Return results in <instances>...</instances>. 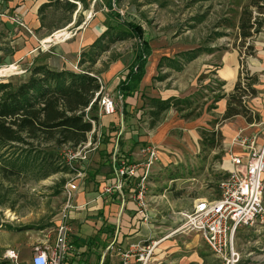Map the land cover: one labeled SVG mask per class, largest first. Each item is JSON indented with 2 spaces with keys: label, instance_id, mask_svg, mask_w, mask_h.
Returning <instances> with one entry per match:
<instances>
[{
  "label": "rangeland",
  "instance_id": "374dc122",
  "mask_svg": "<svg viewBox=\"0 0 264 264\" xmlns=\"http://www.w3.org/2000/svg\"><path fill=\"white\" fill-rule=\"evenodd\" d=\"M40 1L0 0V82L14 85L24 82L31 69L39 64L75 72L88 67L100 79L103 94L114 98L116 109L111 116L112 122L100 120L101 124H105L96 128L95 133H100L96 148L88 150L84 159L72 160L73 172H58L40 179L39 169L32 167L11 174L6 168L10 167L9 164L0 158V264H12L6 257L7 250H14L20 260L26 261L32 253L33 244L53 240L56 227L62 220L72 223L73 220L70 222L62 218V214L64 185L76 174L74 169L81 172L75 180L83 191L92 189L99 193L100 186L111 172L110 165L113 169V160L128 159L142 167L146 159L141 149L147 145L155 147L157 159L150 164L144 182L145 217L138 220L142 221L140 232L138 236H133L130 231L136 224H131L129 219V225L124 227L130 233L124 235L126 238L122 242L114 240V228L108 229L107 235L102 234L101 237L109 242L108 246L112 245L111 249L104 251L102 264H124L121 253L126 250L132 255L128 264H156L161 253L154 251L152 243L162 236H169L164 255L167 261H175L170 264H177L182 256L186 258L184 264H222L199 234L187 232L181 226L180 215L183 211H191L196 199L212 198L217 193V181L225 171L221 166L225 151L220 131L224 121L221 117H210L214 114L216 117L218 113L213 99L218 94L219 82L213 70L198 77L195 101L203 106H212L210 113L207 112L199 120H170L150 129L146 98L180 94L184 86L182 70L177 71L168 62L156 68L151 65L157 56L180 60L176 58L178 53L187 50L197 51L198 56L203 57L213 54L216 59L231 50L243 56L248 46L253 47L256 35L247 40L240 38V16L246 7L251 10L252 16L264 17V11L259 14L257 8L249 7L251 0H60V5L66 1L77 6L68 23L69 14L64 7H49L42 14L38 13V7L35 12L36 3ZM259 2L258 6H261L263 3ZM110 3H114L115 12L122 19L142 27L152 53L147 71L152 68L154 77L147 83L142 80L139 90L127 99L131 105L127 104L125 109L123 100L122 105L119 102L120 94L115 84L124 79L131 65L137 40H104L106 51L95 64L90 66L89 61L79 63L80 59L87 60L91 54L89 43L94 40V27L99 26L105 31L111 23L108 13ZM60 30H65L68 37L60 42H43ZM59 46L66 48L68 53L56 54L55 49ZM69 47H73L70 52ZM200 128L219 130L221 135H218L216 147L212 148L210 142H200ZM144 136L149 141L143 140ZM38 144V140H33V147ZM24 147L8 144L0 148V155L6 153L13 159L16 154L24 153ZM39 147L54 149L52 143ZM69 148L72 149L66 145L59 150L64 162ZM140 177L138 175L135 182L131 181L135 194ZM133 215L129 210V216ZM150 232L152 236H147ZM245 234L244 241L242 235ZM73 237L69 236L70 242ZM233 243L239 252V259H246L244 264H264V222L241 226L234 234ZM149 248L152 251L147 256ZM193 249L200 258L194 262L187 261ZM141 253L143 259L139 261L137 258Z\"/></svg>",
  "mask_w": 264,
  "mask_h": 264
},
{
  "label": "trees",
  "instance_id": "16d2710c",
  "mask_svg": "<svg viewBox=\"0 0 264 264\" xmlns=\"http://www.w3.org/2000/svg\"><path fill=\"white\" fill-rule=\"evenodd\" d=\"M259 1L263 3L261 6H258ZM113 4H108L111 23L91 45L89 49L91 54L87 56V60L80 59L79 63L83 64L84 61L86 63L89 61L90 66L95 64L99 56L106 51L107 47H104L105 44L103 46L104 40L116 42L129 38L136 39L134 59L128 67L124 79L117 85V92L122 97V106L125 109L127 105L125 100L139 90L148 58L151 55V47L145 38L142 27L122 19L115 12ZM49 7L55 9L64 7V11L69 14L68 23L71 21V14L77 9L76 4L72 2L65 1L60 5V0H51L42 4L38 13L42 14ZM249 7H255L259 14H263L264 0H251ZM263 27L264 17L252 16L251 10L246 7L239 20L240 38L242 40L250 39L259 34ZM197 53L192 50L179 53L176 58L180 60L162 57L158 67L163 66V62H168L169 66L180 71L183 64L198 56ZM239 56L238 80L233 91L227 96L226 109L221 120L242 116L247 123H257L259 116L247 106V101L256 95L254 86L258 82V78L257 75L250 74L246 70L244 62L246 57L253 56V47L248 46L245 54ZM97 78L88 67L86 70L75 72L70 69H51L45 64H39L31 69L28 79L24 82L17 85L11 82H0V148L8 144L26 146L24 153L16 154L13 159H10L6 153L0 155V158L9 164L10 167L6 168L11 174L20 173L23 169L32 167L39 169L40 179L58 172H73V169L62 160L59 150L66 145L76 148L86 141L87 133L92 130V125L86 116L90 120H98L96 113L99 96L96 97V93L100 90V84ZM218 86L217 91H220L222 84L219 83ZM196 96L197 94L194 93L184 98H146L149 116L148 128H156L170 109L175 110L185 121L199 118L204 106L195 101ZM224 97L225 95L218 92L213 99L214 103ZM88 107L90 109L86 114L85 110ZM211 108L212 106H207L206 111H210ZM199 131L202 144L210 142L209 145L212 148L216 147L218 135L219 137L221 135L219 130L200 128ZM33 140H38V146L33 147ZM45 143H52L54 149L48 150L39 147ZM30 145L32 147L28 148ZM246 236V234L242 235L244 241ZM89 239V241L92 240V238ZM244 263H246V259H239L237 262V264Z\"/></svg>",
  "mask_w": 264,
  "mask_h": 264
},
{
  "label": "crops",
  "instance_id": "0c3cea01",
  "mask_svg": "<svg viewBox=\"0 0 264 264\" xmlns=\"http://www.w3.org/2000/svg\"><path fill=\"white\" fill-rule=\"evenodd\" d=\"M44 3L46 2L43 0L36 3L35 12L37 11V8L38 7L40 8V6ZM37 23L38 21H36V24ZM102 32L103 29H101L99 26L94 27L93 29L94 40H92L89 43L90 44L89 49ZM65 38H67L66 31L60 30L57 31L52 37L43 40V42L44 43H49L52 41L60 42ZM252 45L254 47V55L246 57L244 62H245L246 70L250 74L257 75L258 82L254 86L256 90V95L254 97L249 98L247 104L249 108L254 112V114H257L259 116V121L257 123L256 122L247 123L245 118H243L242 116H236L232 119L224 121V124L221 125L220 127V131L223 136L222 146L225 151V156H224L225 162L223 161L221 165L222 168L229 167V161L227 160L228 150H231L237 154L243 153L244 151V148H242L240 145L233 143L232 139L237 134H241L245 136H253L254 145L257 148H260L264 143V27L262 28V31L256 35V38L252 42ZM72 49L73 47L72 48L69 47L68 51L70 52ZM187 51H191V50H187ZM55 52L56 54L68 53L66 51V48L62 46H59V48L55 49ZM151 56L152 55H150V57ZM150 57L148 58V63L151 61ZM162 57H166V56H162ZM162 57L160 58H158V56L155 57L154 58L155 60L153 62V65H151V67L153 66L156 68ZM147 65L145 68L144 77L142 78V80L143 79L145 80V83H147L151 79V77H154L153 76L154 71L151 68V71L148 72ZM61 69H65V68H60L59 70ZM183 69L181 72L182 77L184 78V86H182L183 91L180 94H173V93L165 94V96H160V99H167L169 97L184 98L192 95L196 90L198 77L202 73L204 74L206 72L213 70L214 77L220 84H222V86H220L219 89L220 91H217V93L220 92V94L225 95V97L215 102L218 109V113L216 112V117L215 114L214 116L212 115L210 117L213 119H216L217 117H222L226 109L227 96L233 91L234 85L238 80V75L240 70V56L238 52L235 50L227 51L222 53L220 56H218L217 59L215 58V56H213V54L207 55L205 57L197 56L192 61L183 64ZM120 81L121 79L118 81V83L115 84L116 90H117V85L119 84ZM131 97H128L127 99L129 100L131 99ZM158 97L159 96H156L154 98H158ZM128 100L125 101V104L131 105V103ZM204 107L205 108L203 109L202 115L199 118L194 119L192 121L199 120L203 117L204 114L210 113L211 110L206 111L207 108L206 104L204 105ZM111 116H102L98 118L97 127L100 128L106 122L108 123L112 122L113 120H111ZM102 119H105L104 120L105 123L103 124H101L100 121ZM179 119H181L179 114L175 110L170 109L164 115V119L162 120L161 123L167 124V122H170V120L179 121ZM161 123H159L158 125H160ZM143 138H144L143 140L149 141V138L147 136H144ZM138 170H139L138 173L142 174L143 172L142 167H139ZM110 171L111 172L109 173L108 178L105 181H108L110 178L114 176V170L112 169L111 165H110ZM78 176L80 175H74V177L68 180V181H72V184L74 186L72 188V196L69 200L71 207L65 208L66 195H65V203L63 205L64 211L62 217L65 215L64 217L66 218L67 221L68 219L70 222L73 220L71 223L72 225L69 223L68 224L71 229L69 236H74L70 242L72 243L73 251L68 254L64 264H102L105 255L104 253L105 247L109 243L107 242L106 239H103L101 237L102 234H106V231L108 229L110 230L111 228H114V240L120 243L123 241L124 238H126L124 236L126 235V233L133 232V236H138L140 232L139 224L142 223V221H138V220L139 219L141 220L142 217L136 212L138 208L137 200L135 198L136 194L133 193V185H134L133 182L136 181V178L134 179L133 182H128L125 184V189L122 191V193H113L111 195H105L101 193L102 185L100 186L99 193H97V191L92 189H90L91 191H87L88 189L86 191H83L82 186L79 184V182H77V180H75V178ZM103 182L101 184H103ZM216 195L217 193L214 196ZM204 198H209V197H204ZM129 210H131L132 213H134L132 217L129 216ZM129 219L131 220V224H136L135 227L130 232L127 230V228L124 227L125 225H129L128 223ZM106 225H109L110 228H107ZM187 232L191 233V231H187ZM147 236H152L151 232L150 235ZM89 238H92V240L89 241L90 240ZM168 239L169 236L168 237L162 236L157 240H154V242L152 243L153 244L152 246H154L155 249L154 251H159L161 253L160 257L156 261V264H161L163 262H165L166 264H170L175 262V261H167L165 259L164 250H166ZM33 246L34 244L32 245V248ZM152 246L151 248H153ZM188 255L190 256H188L187 261L194 262L196 259L199 260L200 258L198 256L197 251L194 249ZM185 259H186L185 256L180 257L177 264H184Z\"/></svg>",
  "mask_w": 264,
  "mask_h": 264
},
{
  "label": "built area",
  "instance_id": "2783aa9c",
  "mask_svg": "<svg viewBox=\"0 0 264 264\" xmlns=\"http://www.w3.org/2000/svg\"><path fill=\"white\" fill-rule=\"evenodd\" d=\"M68 37V36H67ZM100 90L96 93L99 96V114L111 116L115 114L116 104L114 98L108 94H103V87L99 78ZM120 104L122 98L118 95ZM92 104V103H91ZM90 104V105H91ZM90 107L86 108L88 114ZM86 119L91 123L92 130L87 133L86 141L76 148H69L66 153V164L71 168L72 160L76 158L84 159L86 152L95 149L100 133L96 132L97 121ZM95 135V137H93ZM233 143L244 148L243 153L237 154L228 150L229 167H223L222 176L217 181V195L212 198H198L195 200L191 211L180 213L181 226L186 231L199 234L205 241L207 247L218 258L222 264H237L239 252L235 249L233 237L240 226H251L256 222H264V143L260 148L254 145L253 136L237 134L233 137ZM146 161L142 164L143 172L138 173L140 164L130 160H113L114 176L106 181L101 188V193L111 195L122 193L126 183L131 182L136 176L141 175L140 182L137 183V214L144 218V182L147 177L149 166L153 160L157 159L156 149L147 145L141 149ZM75 175H81L80 171ZM72 181L64 185L66 195L65 208L71 207L69 200L72 196ZM65 216V215H64ZM62 218H65V217ZM70 227L62 220L56 227L53 240L48 239L37 243L32 248V253L26 261L19 259L14 250L6 251V257L12 264H64L68 254L73 251V246L69 240ZM112 248L107 245L105 250ZM130 250V249H129ZM151 248L147 251L150 254ZM132 255L128 250L121 253V260L128 264ZM143 253L137 260L142 261ZM145 264V262L143 263Z\"/></svg>",
  "mask_w": 264,
  "mask_h": 264
}]
</instances>
